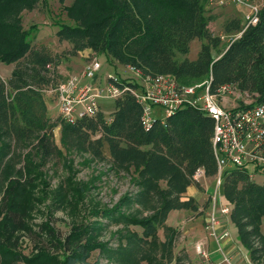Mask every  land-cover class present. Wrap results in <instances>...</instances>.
<instances>
[{"label":"trees","instance_id":"trees-1","mask_svg":"<svg viewBox=\"0 0 264 264\" xmlns=\"http://www.w3.org/2000/svg\"><path fill=\"white\" fill-rule=\"evenodd\" d=\"M38 1L0 0V63H14L8 78L0 76V186L5 188L0 264H100L98 259L88 260L95 250L114 257L117 264L183 263L180 257L173 259L177 229L166 225V220L172 210L197 211L198 203L187 192L191 185L201 190L200 181L193 179L199 168L204 176L217 174L214 120L204 111L184 106L164 123L155 119L145 129L142 105L129 90L113 99L108 113L99 106L95 115L73 123L53 118L46 89L58 83L61 56L45 45L33 46L36 24L26 29L22 23V12L34 9ZM207 2L71 0L64 7L71 22H56L55 35L71 44L72 54L88 48L103 54L116 70L131 65L141 77L170 74L185 85L211 77V91L229 84L253 97L249 105L264 103V7L257 23L242 32L239 18L225 22V33L241 34L223 46L221 36L209 29L213 15ZM194 40L200 45L190 57ZM109 80L119 88L139 85L119 76ZM104 148L110 169L127 173L132 182V189L111 208L93 211L100 214L98 220L121 225L115 244L98 239L104 227L99 221L74 224L64 237L46 223L40 229L52 251L41 245L31 256L17 251L18 232L31 230L26 201L33 180L41 175L40 166L52 156H62L63 150L87 152L104 161ZM248 165L225 168L220 187L231 204L229 216L241 244L253 262L264 264V184L251 179ZM160 227L164 240L158 237Z\"/></svg>","mask_w":264,"mask_h":264},{"label":"rangeland","instance_id":"rangeland-1","mask_svg":"<svg viewBox=\"0 0 264 264\" xmlns=\"http://www.w3.org/2000/svg\"><path fill=\"white\" fill-rule=\"evenodd\" d=\"M71 0H39L34 9L22 12V23L24 28H29L31 24H36L35 29L31 33V44L39 47L47 46L53 53L60 55V63L56 67L58 74V83L46 89L49 98V113L55 118L60 115V95L58 86L67 83L70 79H77L79 85L84 82L87 76L84 74V69L87 64L94 58L101 62V68L95 75L94 82L99 86L106 83L107 74H115L121 78L128 79L133 82H140V78L129 71L127 66L116 68L109 62L103 54L95 53L90 49H84L76 54L70 52L71 44L65 40H59L55 35L57 30L56 22L70 23L71 21L66 16L65 6L70 4ZM244 9L240 6L230 4L225 7L213 6L209 9V13L213 15L208 26L214 35H220L223 46L228 44L234 37H238V33H225L224 24L231 18H239L243 25ZM200 45V40H194L191 43L190 57L195 56L196 49ZM114 68H113V67ZM14 67L12 64L0 63V76L4 79L8 78L11 70ZM177 80V79H176ZM206 80V79H204ZM203 80V81H204ZM178 82V81H177ZM202 82V81H201ZM200 82H194L192 85ZM185 85V84H182ZM75 92V91H74ZM73 92V93H74ZM228 94L226 99L232 103H251L253 97L250 94L237 95ZM56 95V96H55ZM113 99L103 98L100 101V108L108 113L110 112ZM152 115L156 119L163 117L162 110L159 107H154ZM62 118V117H61ZM59 127L54 130V138L58 142ZM106 159L98 161L90 156L87 152L79 151H64L62 156L50 157L44 165L40 166L41 175H36L34 186L30 188V198L26 201L27 206V224L31 230L18 232L17 251L25 255L31 256L37 253L39 245L50 249L53 248L48 244L45 232H42L40 227L48 224L53 229L58 231L64 237L70 227L74 224H91L99 221L104 225L101 231H98V239L107 242L111 245L115 244V238H118L117 230L121 228L120 224H112L106 220H98L100 214L94 215L93 211L103 208H111L123 195L132 189L131 177L122 171L115 172L110 169L108 162L109 153L104 148ZM250 168V166L248 167ZM26 177H23L24 181ZM211 180V178H210ZM210 180L207 182L209 183ZM203 181V178L200 180ZM214 189L216 181L214 179ZM5 188L0 186V206L4 198ZM211 193V192H210ZM210 195V194H209ZM172 221V220H171ZM173 222V221H172ZM166 222V225L173 226L177 229L176 240L173 247V259L180 257L183 263L187 264L192 261L194 264H219L207 256L204 257L196 251L195 240L185 238L182 231L174 223ZM133 230L141 231L139 227H131ZM130 228V229H131ZM38 234H41L39 237ZM158 237L164 240V229H158ZM187 253L188 256L185 254ZM230 263L231 259L227 256ZM98 259L100 264H117L114 257H106V255L93 251L88 258L92 263ZM230 260V261H229ZM20 264H27L21 262ZM144 264V263H143ZM166 264H176L175 260Z\"/></svg>","mask_w":264,"mask_h":264},{"label":"built area","instance_id":"built-area-1","mask_svg":"<svg viewBox=\"0 0 264 264\" xmlns=\"http://www.w3.org/2000/svg\"><path fill=\"white\" fill-rule=\"evenodd\" d=\"M230 4L244 9V22L240 30L242 32L248 26L257 23L259 13L264 7V0H208L207 2L209 8L225 7ZM89 62L84 69V74L89 79L87 82H81L79 85V81L75 78L58 86L60 115L67 122L73 123L80 117L95 115L101 99H115L125 90H129L142 105L141 124L145 129H149L156 119L152 115L154 107L162 110L163 117L160 118L162 123L184 106L204 111L214 120L212 149L217 166L216 187L205 228L221 249L219 241L228 233L226 231L218 233L215 225L218 222V213L230 212L228 205L217 208L216 196L221 184V173L225 168L232 166L241 167L250 164L264 167V103L254 105L243 103L245 106L241 103L235 104L234 101L230 103L226 99L228 94L238 92L237 95H241V93L229 84L211 91V77L197 84L182 85L170 74L141 77V72L131 65H127L129 71L140 78L137 87H117L109 80L110 78L116 80L117 75L110 73L107 74L106 83L99 86L92 80L100 70L101 62L96 58ZM203 177L204 171L201 168L193 175V179L197 181ZM195 247L199 254L207 256L203 243H196ZM224 260L228 261L226 255ZM250 264L261 263L250 262Z\"/></svg>","mask_w":264,"mask_h":264},{"label":"crops","instance_id":"crops-1","mask_svg":"<svg viewBox=\"0 0 264 264\" xmlns=\"http://www.w3.org/2000/svg\"><path fill=\"white\" fill-rule=\"evenodd\" d=\"M197 50L198 48L196 49V52H194L195 55L197 53ZM88 80L89 79L86 78L84 82H87ZM249 166L251 168V179L256 183L264 184V167L258 168L253 165H248V167ZM250 168L248 169L250 170ZM215 177L216 176H204L203 181L199 182L201 190L197 189L194 185L189 186L187 193L194 197V199L198 203L197 211H192L189 209L172 210L169 212L166 222H168L169 220L170 222L173 221L172 223H175L178 226L179 230L182 231L181 233L185 238H192L193 240H195V245L199 242L203 243L205 249L209 253V257L212 260L217 261V263L250 264V262L253 261L249 257L248 250L241 244L238 238L237 228L231 221L229 216L230 212L223 214L218 213V222L215 225L216 231L218 233H221L222 231H226L228 233L227 236L220 239L219 241L221 249H219L220 247H218L216 240L210 236L207 229L205 228L208 220L211 199L215 194L213 185L215 183ZM209 180L210 182L207 183ZM216 197L218 203L217 208L228 205L231 209V204L224 197L221 187L219 188ZM261 232L264 234V219L261 224ZM224 255L230 257V263L223 262L222 257H224Z\"/></svg>","mask_w":264,"mask_h":264}]
</instances>
